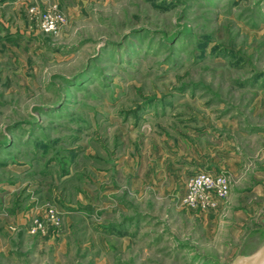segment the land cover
I'll return each mask as SVG.
<instances>
[{
	"label": "rangeland",
	"instance_id": "rangeland-1",
	"mask_svg": "<svg viewBox=\"0 0 264 264\" xmlns=\"http://www.w3.org/2000/svg\"><path fill=\"white\" fill-rule=\"evenodd\" d=\"M263 255L264 0H0V264Z\"/></svg>",
	"mask_w": 264,
	"mask_h": 264
},
{
	"label": "built area",
	"instance_id": "built-area-1",
	"mask_svg": "<svg viewBox=\"0 0 264 264\" xmlns=\"http://www.w3.org/2000/svg\"><path fill=\"white\" fill-rule=\"evenodd\" d=\"M42 28L45 31H49L52 28L51 18L50 19H45L43 21ZM217 181L220 182V180H217ZM194 182H195V185L199 187V186H201L203 184L209 183L210 180H209V177H207L206 175H198L197 177H195Z\"/></svg>",
	"mask_w": 264,
	"mask_h": 264
},
{
	"label": "bare ground",
	"instance_id": "bare-ground-1",
	"mask_svg": "<svg viewBox=\"0 0 264 264\" xmlns=\"http://www.w3.org/2000/svg\"><path fill=\"white\" fill-rule=\"evenodd\" d=\"M264 259V255H263V257L260 259V261L258 262V264H260L261 263V261Z\"/></svg>",
	"mask_w": 264,
	"mask_h": 264
},
{
	"label": "water",
	"instance_id": "water-1",
	"mask_svg": "<svg viewBox=\"0 0 264 264\" xmlns=\"http://www.w3.org/2000/svg\"><path fill=\"white\" fill-rule=\"evenodd\" d=\"M260 264H264V259L261 261V263Z\"/></svg>",
	"mask_w": 264,
	"mask_h": 264
}]
</instances>
